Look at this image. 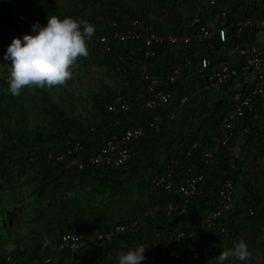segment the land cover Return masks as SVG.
I'll return each instance as SVG.
<instances>
[{"label":"trees","instance_id":"16d2710c","mask_svg":"<svg viewBox=\"0 0 264 264\" xmlns=\"http://www.w3.org/2000/svg\"><path fill=\"white\" fill-rule=\"evenodd\" d=\"M210 2L211 0H68L65 3L63 0H0V69L4 68L1 60H5L7 52L3 45L11 44L14 38L22 40L24 35H34L32 25L38 21L41 26H46L48 16L54 15L61 20L70 17L77 21H87L96 29L93 37L111 32L98 25V17L114 19L117 15L121 20L137 19L153 23L159 33H182L190 31L189 24L194 17L198 15L202 23H206L224 5L223 0H216L215 7L211 9ZM234 14L233 10L227 16L229 24L236 22ZM92 39L87 43L91 56L102 58L103 64L118 74L120 81L123 80L124 75L116 65L117 57L101 54ZM113 47L114 53H125L126 57L132 45L114 44ZM219 50L220 42L217 38L206 44L202 56L217 58ZM189 56L190 52L177 58L169 53L167 47L158 46L157 55L145 60L143 64L149 73L164 79L173 74L181 64L185 67ZM127 59L133 62L129 57ZM5 61L11 65L10 60ZM189 71H182V78L174 88L172 104L167 109L141 110L135 97L138 90L145 86L144 83L129 89L120 86L110 88L104 83L103 90L92 93L96 111L91 114L76 103L72 91L61 86L44 89L26 87L19 96H13L8 90V76L5 77L10 71L7 68L4 70L5 74L0 76V264H7L8 256L19 264H118L119 256L114 253L120 246L131 249L133 244L150 239L154 230H162L167 222L174 227L180 222L187 227L193 224L199 226L207 215L212 216L216 223L214 229L203 236H194L189 241V244L197 247L199 259H184L180 264H217L216 258L221 251L233 247L240 239L247 243L253 254L249 264H264V181L259 186V177L248 176L243 170L235 171L236 167L247 169L246 161L253 154V144L234 162L230 163L226 151L211 168H202L206 181L201 185L202 194L193 199V214L148 219L136 233L121 238L122 242L92 244L77 254L62 252L61 260L52 248L68 233H85L94 228L110 229L118 223L139 217L150 207H159L161 202L166 204L180 199L177 194L158 195L151 190L150 181L153 176L147 175L148 167L141 168L139 154L125 172H115L101 166H87L79 172L64 170L62 165L50 161L48 156L51 153L57 155L79 143L84 146L92 145L99 150L109 137L122 135L127 128L149 120L157 119L159 126L164 124L190 96L183 85ZM139 74L140 69L134 68L128 71L127 77L130 79ZM118 95H123L134 103L135 108L129 111L117 108L111 110ZM224 105L220 101L212 107L211 127L205 129L204 134L197 131L194 135L184 136L173 152L168 149L170 157L157 170L165 169L174 155L185 154L187 138L201 140L203 149H206L216 135L221 119L236 103L229 102L227 109L222 110ZM154 134L136 145L138 153ZM195 156L196 158L180 165L177 182L182 180L192 160L199 162L200 152ZM143 171L147 174L143 173L145 177L135 192L132 184ZM241 179L245 180L246 193L241 200L244 212L239 213L237 218L232 214L222 221L216 216L217 209L212 195L219 192L225 180H232L237 185ZM83 190L86 193L80 194ZM249 193L251 197L247 196ZM72 195L74 197L71 198ZM127 199L128 204L124 208L122 204ZM85 200L95 202L100 207L86 209L83 205ZM224 226L227 228L225 232L221 229ZM45 238L51 242L48 247L43 245ZM9 243L16 245L14 252L5 250ZM171 247V243L164 242L158 249H146L142 264H169L167 254ZM110 253H113L112 257L108 256ZM66 260L69 262L66 263ZM224 264L239 262L229 258Z\"/></svg>","mask_w":264,"mask_h":264},{"label":"built area","instance_id":"2783aa9c","mask_svg":"<svg viewBox=\"0 0 264 264\" xmlns=\"http://www.w3.org/2000/svg\"><path fill=\"white\" fill-rule=\"evenodd\" d=\"M254 2L257 5H264V0H254ZM215 4L216 0H211L210 8L213 9ZM229 10V7L224 6L206 23H202L197 15L189 24L190 31L168 34L159 33L157 26L153 23H145L137 19L121 20L119 15L114 19H106L102 16L97 18L98 25L111 32L94 36L93 44L101 54L117 57L116 65L119 72L124 75L123 80L119 82L120 87L129 89L132 86L138 87L141 83L145 84L138 90L135 97V102L139 103L141 110L156 111L169 108L175 94L174 88L180 82L182 71L184 72L185 69L190 70L186 78H201L211 86L222 87L229 83L242 82L251 83V88L221 119L216 135L206 149H203L201 140L187 138L185 154L174 155L165 169L156 170L153 173L150 181L151 190L158 195L177 194L180 196L177 202L169 201L166 204L161 202L159 207H150L139 217L118 223L110 229L94 228L85 233H68L60 243L52 247L58 254L62 252L77 254L92 244L122 242L121 238L136 233L148 219L157 220L159 216L173 218L174 214L181 216L193 214L194 210L191 208L193 199L202 194L201 185L206 181V174L202 168H211L219 156L228 151L239 130L244 137L249 136L251 126L245 123V119L264 99V39L261 44L245 43L242 37L255 32L264 34V11L261 15H248L229 24L227 19ZM217 38L222 46L227 45L230 39L237 44H235L234 52L241 58L239 64L218 63L217 58L202 56L206 44ZM114 44L132 45V47L129 48L125 57V53H114ZM158 46L167 47L169 53L177 58L190 52L185 67L181 64L173 74L164 79L149 73L143 63L157 55ZM127 57L133 62H129ZM134 68H139L140 74L129 79L128 71ZM116 108L120 111H129L135 106L123 95H118L110 109ZM158 128L157 119L149 120L127 128L122 135L109 137L99 150L92 145L84 146L79 143L57 155L49 154L48 159L62 165L64 170L79 172L87 166H101L111 171L125 172L129 170L130 163L139 154L136 145L145 137L157 132ZM198 152H200L199 162H196V159L192 160L182 180L177 182L180 165L196 158L195 155ZM247 196L251 197V193ZM212 197L215 199L216 216L222 221L226 220L229 209L240 200L232 180H225L219 192ZM250 213L253 215L252 210ZM211 217L207 215L199 226L193 224L187 227L180 222L176 224L177 227H174L167 222L162 230H154L155 233L150 239L133 244L131 249L139 245H144L146 249H158L164 242H169L172 244L167 254L169 264H180L184 259L197 261L199 251L194 244H189V241L194 236H203L214 229L216 223ZM221 229L224 232L227 231L225 226ZM131 249L120 246L114 254L119 256L121 252ZM108 256L112 257L113 253ZM6 262L19 264L10 256L6 258Z\"/></svg>","mask_w":264,"mask_h":264},{"label":"clouds","instance_id":"9594fccd","mask_svg":"<svg viewBox=\"0 0 264 264\" xmlns=\"http://www.w3.org/2000/svg\"><path fill=\"white\" fill-rule=\"evenodd\" d=\"M94 25L70 17L60 19L48 16L47 25L37 21L32 25L34 35L14 38L7 48L5 60L11 61L8 90L19 96L22 89L35 86L40 89L65 86L72 79V67L79 58H88L87 46L95 33ZM50 240L45 238L44 247ZM7 252H14L16 245L5 246ZM145 246L139 245L127 252H121L118 264H142L145 260ZM253 257L247 243L240 239L233 247L222 250L216 258L217 264H224L232 258L239 264H249Z\"/></svg>","mask_w":264,"mask_h":264},{"label":"crops","instance_id":"0c3cea01","mask_svg":"<svg viewBox=\"0 0 264 264\" xmlns=\"http://www.w3.org/2000/svg\"><path fill=\"white\" fill-rule=\"evenodd\" d=\"M224 6L229 7V15L233 13V10L235 11L234 14V20L239 21L243 19L245 16L248 15H261L264 11V5H257L254 0H223ZM211 19V18H210ZM209 19V20H210ZM264 39V34L261 32H255L251 34H246L242 37V41L245 43H258L261 44ZM235 42L230 39V42L222 46L220 45V50L217 55L218 61H220L223 64L228 65H237L240 63L241 58L234 52ZM237 45V44H236ZM184 86L187 89L191 88L193 90H196L199 92V96L205 101V103H202V105L197 104L196 109L190 108L195 113H201V110H205L204 115L209 116L211 114V109L214 107V105L218 102H223L225 105L222 107V110H226L229 102H233L234 104L238 103V101L246 95V93L251 88V83H242V82H233L229 83L228 85L217 87V86H211L208 84L205 80L201 78H185L184 80ZM207 102V103H206ZM205 107V109L202 108ZM200 120L202 122H200ZM199 126H202V128H206L209 126L208 122L211 124V119L206 118L205 116L203 118H200L198 120ZM245 123H249L251 125V132L248 137H244L241 135V130L237 132L236 136L233 139V142L228 149L226 155L229 157V161L234 162L238 158H240L244 152H246L247 149L251 148L250 144H253L254 147L251 149L252 155H250V159L255 161L256 159H260L262 163L259 162L253 163V165H250L251 167L255 166L260 168V172L258 173L259 181L258 185L262 186L264 181V99L260 101V104L258 108L251 114L248 115L246 118ZM248 124V125H249ZM160 127V126H159ZM253 129V130H252ZM203 134L205 132V129L202 130ZM154 134V133H153ZM159 137V128L157 132L151 137H149L146 141V143L143 144V146L140 148L139 152V161L141 162V168H144V166L148 167V176H153V173L160 168V166L167 161V159L170 157V154L167 153L165 150V147H161V145H164L165 143H161ZM154 145V146H153ZM160 145V147H159ZM152 146V147H151ZM152 148V150H150ZM162 150V151H160ZM173 152V151H172ZM249 159V160H250ZM150 162V163H149ZM243 170L245 174H248V176H255L250 174V170L247 169H239L236 167V172ZM239 182H242L245 184V180L241 179ZM238 184V183H237ZM237 189V188H236ZM239 191L241 190V195L238 197L240 200L237 201V203L229 209L227 213V217L234 214V218H237V215L241 212H244V207L241 205V198L245 195V187L238 186ZM264 194V193H263ZM58 259L61 260L62 253L58 254ZM76 257V256H75Z\"/></svg>","mask_w":264,"mask_h":264},{"label":"rangeland","instance_id":"374dc122","mask_svg":"<svg viewBox=\"0 0 264 264\" xmlns=\"http://www.w3.org/2000/svg\"><path fill=\"white\" fill-rule=\"evenodd\" d=\"M63 1L65 3L66 1L68 2V0ZM9 45L8 43L4 44L3 49H7ZM0 57L2 58V54L0 55ZM1 61L4 68L0 69V76H3L5 74L4 70H6L7 68L10 71L11 65L10 63L7 64L3 59ZM71 71L73 73L72 79L69 80L65 86L61 87L67 88L72 91L74 93L73 97L76 100V103L80 105L82 110H84L85 112H90L91 114L96 111V109H94V104H96V101L94 100V95H92L93 91L98 92L103 90L102 85L104 83L107 87L110 88H118L119 86L120 76L114 71L109 70L103 64L102 58L97 59V57H92L90 51L88 58H79L76 65L72 67ZM6 76H8V79L10 78L9 73L6 74L5 77ZM187 90L190 93L189 98L184 100L180 108L177 111L173 112L167 119V122L161 124L159 127V137L161 138L159 142L165 143V141H168V143L161 145V147H165V150L163 151H167L168 149L172 151L173 149L178 147V143L181 142L184 136L186 137L187 135H194L197 131H202L203 129L211 127V124L209 122V126L206 128H202V126H199V123L202 122L201 120L200 122L198 121L200 118H203L204 116L206 118H210V114L209 116L204 115V112L206 111L205 107L202 106V108L205 110H203L204 112L201 110V113H195L190 110V108L197 110V104L202 105V103H205V101L202 99L203 97L201 98V96H199L200 93L196 90L188 87ZM163 125L165 128L162 129ZM249 159L248 161H246L248 165L246 168L247 170H250V174L258 177L260 168H257L256 166L254 168L250 165H253V163L257 162L261 164L262 161L260 159H256L255 161ZM143 173L145 172H141L139 175L140 177H137L132 184V188L135 192L138 191L139 183L142 182L143 177H145V175L147 174L145 173V175H143ZM238 186L240 187V189L241 187H243L244 189L245 184L242 182H238V184L236 185L237 197H239L242 193L241 190L239 191ZM84 193H86L85 190H83L80 194ZM72 197H74V195H72L71 198ZM134 199L137 200V198ZM127 202L128 199L124 200L122 207L125 208V206L128 204ZM92 203L94 206H92ZM83 205L86 209L89 210L91 209V207L98 206L95 204V202H87V200L83 202Z\"/></svg>","mask_w":264,"mask_h":264}]
</instances>
